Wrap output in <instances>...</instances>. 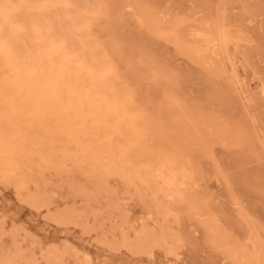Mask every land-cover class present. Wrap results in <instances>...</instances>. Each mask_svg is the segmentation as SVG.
<instances>
[{"label": "bare ground", "instance_id": "bare-ground-1", "mask_svg": "<svg viewBox=\"0 0 264 264\" xmlns=\"http://www.w3.org/2000/svg\"><path fill=\"white\" fill-rule=\"evenodd\" d=\"M146 1L12 0L9 11H0V47L6 51V55H0V177L8 182V185L11 183L15 186L18 195L22 198L21 201L23 200L27 205L29 204L37 210L43 209L45 213L47 211V217L54 224L61 226L73 224V226H82L86 231H89L95 228V226L89 225L91 224L89 223L90 215H93L94 217L92 216L91 219H94V222H97V227L104 231L102 235L100 234V238L98 237L100 243L113 249L124 247L131 252V255L153 256L154 249L161 248L166 255L174 256L176 261L180 259L183 255H180L179 249L182 250L181 246L184 245V241L190 238L188 234L177 230L174 225L180 223L182 215L180 213L186 210L201 221L203 228L207 230L208 240L223 248L225 260L229 259L232 262L230 264H264V241H262L264 238L260 239L253 224H249L252 230L246 234V239H239L235 235L236 233L232 234L226 230L210 206L207 205V196L203 193L212 188L209 186L211 189H207V187L204 192L198 190V187L201 188L198 186L201 183L200 181L198 183L201 155H210L216 142L238 144L243 150L248 149V152L251 151L249 153L252 154L259 150L258 148L256 150L255 145L253 146L257 140L253 141L254 138L252 135L250 137L248 128L244 124L231 122L221 115L218 116L213 111L215 110L214 104L212 106L214 109L211 110L205 109L203 105H191L186 100L179 99L176 91L172 88V83H175L174 73L162 65L156 64L154 60L152 62V59L153 64L149 63L147 60L150 56L145 59L147 62L139 61L140 63L136 65V53L131 51L130 56L126 55L129 65L135 63V69L139 68L140 71L145 66L148 68L146 73H143V70L141 72L146 74L149 79L166 87L165 100L160 104L150 107L149 102L139 100L137 90L141 86H138L139 88L134 91L126 78L127 76L125 77L119 70L114 58L116 52L120 54L123 51V37L114 36V39L110 40L111 38L105 37L106 34H99L96 27L101 25L105 33L111 32L113 28L116 29L115 24L123 17L125 13L123 11L131 9L144 29L155 33L158 37H165L173 42L178 50L204 65L208 70L206 77L208 83L212 82L213 75L224 77L227 72L226 65L230 63L232 69L228 75L229 84L238 88L242 94L248 97L253 87L244 77L245 75L239 72L238 61L235 60L237 58L230 53L231 45L238 49L243 38L239 33L232 32L228 28L233 19L228 26L230 20L227 21L229 16L225 15V11L220 10L221 12H217L215 15L211 14L212 16L198 21L197 24L184 25V17L167 16L163 12L164 9L151 5L153 2L150 4ZM217 1L216 3L219 2ZM229 2L231 3L228 1V4ZM223 7L221 9L224 10ZM251 22L252 20L249 21V23ZM260 23L263 22L260 21ZM259 30L261 29L259 28ZM114 32H111V37ZM122 32L125 31L122 30ZM150 35L153 34L150 33ZM250 38L248 37L251 42ZM263 48L262 50H264ZM141 52L144 54L146 50ZM128 70L127 73H130ZM134 70L133 73H138ZM137 79L135 80L137 81ZM262 79L263 77H261ZM256 84L255 86H257ZM141 85L143 86V83ZM258 86H260L258 88H260L261 95H264V81ZM215 88L214 97L221 100L231 92L222 91L216 86ZM141 92L143 93V91ZM245 100L247 101V99ZM245 100L242 99L243 102ZM252 100L251 97L250 101L254 103ZM244 158L247 159L246 156ZM258 165L262 164L258 163ZM216 167L218 168V164ZM239 169L241 170V168ZM201 171L203 172V170ZM252 172L254 173V171ZM258 172L256 173L258 174ZM47 173L61 179L68 178L67 183L75 195L85 198L86 207L64 206L65 208L51 211V206L54 203L53 198L48 188L43 184ZM77 174L81 176L80 180H76ZM204 174L206 173L204 172ZM204 179L206 180V178ZM63 180L65 181V179ZM113 180H118L121 183L122 191L119 187L114 186ZM34 181L36 186L34 189H30V183ZM218 181L220 182V180ZM214 182L216 183V181ZM227 182L230 183V181ZM2 183L4 182L2 181ZM242 184L240 183V185ZM126 193L129 195V199L136 196L139 201L148 200L150 207L148 205L145 207L150 209L149 216L156 220V226H151L147 223L148 220L146 221L148 218L146 215V222H142L139 229L135 228L134 237L129 231L133 229L132 223L135 224V222L131 221L127 206L130 205L127 202L132 199L126 202V198L123 196ZM231 196L233 195L231 194ZM210 197L212 198V195ZM257 197L259 198L258 195ZM99 199L106 203L105 207L100 206L104 208L93 207V203ZM235 203L234 206L237 204ZM104 212L107 213V219L116 218V222L109 230H104L107 229L105 228L106 217L105 219L102 217ZM141 213L145 214L146 212ZM137 218L140 217L137 216ZM128 226L130 228L132 226V228L129 230ZM83 230L82 232H86ZM109 234L113 239L108 238ZM118 234H121L120 239H116ZM204 234L203 237H206ZM13 237L14 245L0 256V264H104L98 259L96 260L98 257H92L87 251L79 250L80 253L72 251V255L68 253V249L62 250L56 246L41 252V257H38L35 253L29 252L17 240L16 234H13ZM6 247L8 248V246ZM184 249L186 248L184 247ZM201 250L204 252L203 249ZM68 255L75 256V261H68ZM174 260L170 258L168 264H173Z\"/></svg>", "mask_w": 264, "mask_h": 264}, {"label": "rangeland", "instance_id": "rangeland-1", "mask_svg": "<svg viewBox=\"0 0 264 264\" xmlns=\"http://www.w3.org/2000/svg\"><path fill=\"white\" fill-rule=\"evenodd\" d=\"M194 1L195 2L197 1V3H194ZM216 1L217 0H148V1H146V3L151 4V2H153L151 5L156 6V7H160L162 10L164 9L163 12L167 16L172 17L175 15H179L181 17H184L185 18L183 20L184 25L197 24L198 21H200L206 17L212 16L211 14L215 15V13H217V12L225 11V15L229 16L228 18L226 17L228 19L227 21L229 22V20H230L229 23L227 22L228 26L232 22L231 19H233V22L230 24V26L228 28L232 32L239 33L241 35V37L243 38V39H241V41L239 43V46L242 49L240 47L238 49H235V47L233 45H231L230 53L233 56H235V58H237L235 60L238 61L239 72L242 75H245L244 77H246V79L248 80L250 85H252V87H253L251 89V94L248 97L245 96V94H242L238 88L229 84L228 75H230V72L232 69L230 63H227V65H226L227 72H226V74H224L225 75L224 77L223 76L215 77L213 75V80H212L213 83L212 82L208 83L206 80V77L208 76V70L204 65L197 62L196 60H194L193 58H191L187 54L178 50L176 45L173 42L166 39L165 37H163V36L158 37V35H156L155 33H152L151 31L144 29V27L141 25V23L139 22L137 17L133 14L131 9H125L123 11V13L125 12L123 17L121 18L120 21H118L115 24L116 29L113 28L111 31V32L115 31L114 35L112 37L110 36L111 32L105 33V30L103 29V27L101 25H98L96 27V30H98L99 34H104V35L106 34L105 37L111 38L110 40L114 39V36L117 38L123 37L122 38V43H123L122 44V46H123L122 53L118 54L116 52L114 54V58L116 60L117 66H118L119 70L122 72V74L125 77L127 76L126 78H127L128 82L130 83V85L132 86V88L134 89V91L137 90L141 86V88H139L137 90V93H138L137 97L139 96L138 98L141 101L149 102L150 107H152L156 104H160L165 100V96H166L165 88L166 87L159 85L158 83L149 79L146 74H143V73H146V70L148 69V68H145V66L143 67L144 69H142L143 71L141 70L143 73L140 71L139 68L135 69V67H136V65H138V63H140L142 61H145V62L148 61L149 63L153 64L152 62L154 60L156 64H159L160 66L162 65V67H165L167 70H171L172 73H174L175 83L174 84L172 83V85H173L172 88L174 89V91H176V95L178 96L179 99L186 100L191 105H193V104H195L196 106L203 105L205 109L213 110L215 108V110H213V111L216 112V114L218 116L221 115V116H223V118L228 119L231 122H240V123L244 124L245 126H247L248 132H249L248 134L250 135V137L252 135V137L254 138L253 141L257 140V142H255V143H257L259 145L258 146L257 144L254 143L253 146L255 145L256 150H257V148L259 150H257L256 152H252V154H251V153H249L251 151L248 152V149L243 150L238 144H233V143L229 144L228 142H224V143L223 142H216L213 145L212 152L210 153V155L209 154L208 155L203 154V155H201L202 158L200 157L203 162L200 161V163H199V166L201 168L199 171L201 173L200 172L198 173V178H199L198 183H200V182L201 183L198 184V186H200L202 189L198 187V190L200 192H202V191L204 192L207 187H208L207 189L212 188L211 190H206L203 194H206V196H207V201H208V202L206 201L207 205L210 206V208L212 209V212L214 213L216 218L220 222H222V225L226 228L227 231H229L232 234L236 233L235 235L237 237H239V239L245 240L246 234L250 233V231L252 230L250 228V225H249L252 223L253 228L255 227L254 228L256 230L255 232L259 233L258 236L260 237V239L261 238L263 239L264 238L263 237L264 236V204H263L264 203V184H263L264 183V171H263L264 170V95L263 94L261 95L260 88H258L260 86H258V84L261 83L262 81H264V61H263L264 60V50H262V48L264 47V34H263L264 33V29H263L264 28V19H263L264 18V3H263L264 1L260 0V3H259V0L258 1L257 0H249V1L248 0H245V1L244 0H241V1L240 0H237V1L236 0H234V1L228 0V1H231V3L229 2V4H228L227 0H225V2H224V0H218L219 1V2L217 1L218 3H216ZM226 2H227V4H226ZM221 5H223L224 7ZM221 7L225 8V9L223 10V9H221ZM237 8H239V9H237ZM185 9H187V10L185 11ZM182 10H183V12H182ZM204 10H206V11H204ZM174 12H175V14H174ZM199 13H200V15H199ZM257 13H258V15H257ZM125 14H127L129 17ZM197 14H198V16H197ZM132 15H133V17H132ZM190 15L192 16V19H191ZM230 15H231V17H230ZM234 15H236V16H234ZM126 16H127V18H126ZM133 18H135V19H133ZM188 18L190 21L188 20ZM242 18H243V20H242ZM249 19L252 20L251 23H249V21H250ZM123 21H125V22H123ZM260 21L263 23L261 24ZM137 22H139L140 24ZM236 22H237V25H236L237 27L235 26ZM241 24H243V25H241ZM129 26H131V27H129ZM238 27H240L241 29ZM121 28L123 31H125L124 33L122 32ZM244 28H246V29H244ZM251 28H252V30H251ZM259 28L261 30H259ZM143 29H144V31H143ZM129 31H131V32L129 33ZM133 31H135V32H133ZM150 33L153 35H150ZM243 33H244V35H242ZM255 33L257 36L255 35ZM121 34L122 35L124 34V35L122 36ZM245 35L247 38L245 37ZM248 37L249 38L251 37L250 38L251 42L249 41ZM145 39H147V40L145 41ZM256 40H257V42H256ZM248 41H249V43H248ZM257 44H260V45H257ZM243 45H244V49H243ZM140 46H143V47L140 48ZM146 46H147V48H146ZM138 47H139V49H138ZM144 47H145V49H144ZM232 47H234V48L232 49ZM142 49H144V50H142ZM145 50L148 54H145L146 53ZM131 51H133V53H136V65H135V63L134 64L132 63L131 64L132 67H131V65H129V60H126L127 59L126 55L130 56ZM141 51L145 52L144 54L146 56ZM137 52L138 53L140 52V53L138 54ZM139 55L141 57L142 56L143 57L141 58ZM149 56H150V58H149ZM252 57H253V59H252ZM148 58L150 61L145 60ZM259 58H260V61H259ZM151 59H152V62H151ZM245 62L247 63V65ZM129 66L133 70L135 69L134 72L137 71L138 73H136V72L133 73V70ZM128 68H129V70L131 69L130 73L128 72L129 74L127 73ZM138 70L140 71L141 74L139 73ZM144 70H145V72H144ZM136 74H137V76L140 75L139 79H137V76H135ZM140 77L143 80H141ZM145 77H146L147 81H146ZM254 77H255V80H253ZM256 77H257V79H256ZM261 77H263L262 80H261ZM135 79H137V81ZM148 79L152 82H148L149 81ZM139 80H141V81H139ZM256 80H257V82H256ZM141 82L143 83V86L141 85L142 84ZM197 84H198V86H196ZM255 84L257 86H255ZM135 85H137V86H135ZM215 86L222 91H224V90L227 92L231 91L230 93H227L225 95V98H224L225 100L224 99L221 100L220 98L214 97V90L216 89ZM198 87H199V89H198ZM234 87H235V90L233 89ZM141 91H143V93ZM144 91H146L145 94H144ZM233 91L234 92L236 91L235 92L236 94ZM237 91H239V92L237 93ZM146 93H147L148 98H147V96H145ZM198 93H200V94H198ZM236 95H238V96H236ZM239 95L241 98L239 97ZM242 96H245V97H242ZM251 97H252V99H253L252 101H254V103L250 101ZM207 98H208V100H207ZM249 98H250V100H249ZM149 99H151V100L149 101ZM242 99H244V100L247 99V101L245 100L243 102ZM197 100L199 103L197 102ZM212 100H214L215 102H213ZM238 101H239V103H238ZM240 101H241V103H240ZM257 101H258V103H256ZM213 104H214V106H213ZM228 104H230V105L228 106ZM248 104H250V105H248ZM209 106H211V107L209 108ZM252 108H253V110H252ZM248 122H249V124H248ZM252 124H254L253 127H252ZM252 133H254V134H252ZM255 137H256V139H255ZM260 146L262 147V149ZM258 151L260 154L258 153ZM253 153H255V154H253ZM245 156L247 157V159L244 158ZM213 157H214V159H213ZM253 158H255L257 160L255 161V159H253ZM226 159H228V160H226ZM254 163H255V165H254ZM258 163H260L262 165L259 166ZM217 164H218V168L216 167ZM241 165H242V167H241ZM239 168H241V170ZM219 169H221V170H219ZM237 169H239L240 171ZM201 170H203V172ZM212 170H214V171H212ZM252 171H254V173ZM258 171H260V172H258ZM204 172L206 174H204ZM256 172H258V174ZM199 174L202 177L204 174V177L203 178L200 177ZM224 175H225V177H224ZM238 175L240 176L239 178H238ZM45 176H46V177H44L45 182L43 184L46 188H48L50 194L52 195V198H53L52 200L54 202L53 205L51 206V209H52L51 211H55V210L60 209V208L71 207V206H76L78 208L86 207L85 202H84L85 198L82 196H79V195H75L73 189L70 187L69 183H67L68 178L67 179H66V177L63 178V179H65V181H64L60 177L52 176L49 173H47ZM79 176H80L79 174L76 175V177H75L76 180L81 179V176L80 177ZM222 176H223V178H222ZM252 176H254L255 178ZM218 177H219V179H218ZM204 178H206V180ZM229 178H231V179H229ZM55 180H56V182H54ZM59 180H60V182H59ZM203 180L205 181V184H203L204 183ZM213 180L216 181V183ZM218 180H220V182ZM2 181L4 183H2ZM227 181H230V183ZM238 181L241 184L242 183H244V184L240 185V183ZM261 181H262V183H261ZM236 182H237V184H236ZM220 183H221V186H220ZM113 184H114V186L119 187V189L121 191L123 190V187H121V185H120L121 183L118 180H113ZM222 184H223V187H222ZM224 185H226V186H224ZM244 185H246V186L243 187ZM251 185H252V187H254V186L255 187L257 186V187L256 188L254 187L252 189ZM35 186H36L35 181L30 183V189H34ZM229 189H231V190H229ZM252 190L255 192V195H254V192H251ZM258 190H260V191H258ZM213 192H216V193H213ZM126 194L123 195L126 198L125 199L126 202H127V200L128 201L131 199L133 200V203H132V200L127 202V204H130V205H127L129 208L130 219L132 222L133 221L135 222V224L131 222L133 224V229H135V228L139 229L140 228L139 225L142 226V224L144 222H146L147 220H148L147 223H149L151 226L152 225L156 226V220L149 216L150 209H148V207H150V202L148 200H145L143 202L141 200L139 201V198L136 196H135V198L130 197L131 199H129V195L127 194V196H126ZM231 194L233 196H231ZM211 195H212L213 199L210 197ZM217 195H219V196H217ZM257 195L259 196V198L257 197ZM242 196H244V197H242ZM253 196H254V198H253ZM208 197H210V198H208ZM221 198L222 199L224 198V199L222 200ZM256 198L262 199V200L258 201V199H256ZM21 199L22 198H21V196L18 195L15 186L11 183L8 185V182L4 181L0 177V234H1L0 235V256L5 251H7L9 248H11L14 245L15 240H13L14 239L13 234H16L17 240L19 242H21L23 244V246L28 249L29 252L35 253L36 255H38V257H41V252L46 251L48 248H51L52 246H56L62 250L68 249V251H69L68 253L72 254V255H73L72 251L75 253L76 252L80 253V251H87L91 254L92 257H94V256H95L94 258L98 257V258H96V260L98 259L99 262L101 261L104 264H159V263L163 264L164 261L166 264H168V260L170 258L173 260L175 259L173 264H225V263L230 264V263H232L229 259L225 260V253L222 252L223 251L222 247L216 246L208 240L207 230L205 228H203L201 221L198 220L195 215L190 214L186 210H183L180 213V214H182L180 217V223H177L178 225L175 224L174 227H176L177 230H180V231L184 232L185 234H188L189 235L188 237L190 239H186L184 241L185 242V243H183L184 245L181 246L182 250L179 249L180 255H183V256H181V258H180L181 260L177 259V261H176V258L174 256H173L174 257L173 258L171 255H166L165 251L161 248H155L154 249V251H155L154 255H153V256H155L154 258H153V256H149L147 254H143V255H140V254L134 255L133 254V255H131V252L127 251V249L124 247L113 249L106 244L100 243V241H99L100 237L99 236H100V234L102 235V233L104 231H103V229L97 227V222L96 221L94 222V219H91L94 217L93 215H90L89 223H91V224H89V225H93V227L95 226V228H92L89 231H86L85 228L82 226L81 227L80 226L76 227L75 225L73 226V224L61 226V225H58L56 223L54 224V222H52V220H50L47 217V215H46L47 211L45 213V210H43V209L37 210L36 208L30 206L29 204L27 205V203L24 202L23 200L21 201ZM60 199H62V200H60ZM235 199H237V201H234ZM99 200H97L96 203H93L94 208H97V209L100 208L101 209V208L105 207L106 203L104 201H102L101 199H99ZM244 200H246V201H244ZM98 201L102 202V203L99 204ZM233 202L234 203L236 202L237 204L235 203L236 205L234 206ZM137 203H138V205H137ZM142 203H144V204H142ZM147 205H148V207H145ZM100 206H104V207H100ZM140 207H141V209H140ZM233 207H234V209H233ZM130 208H132V209H130ZM142 208H143V210H142ZM143 211H144V213L145 212L146 213L145 214L141 213ZM43 214H45V215H43ZM137 214H140V215H137ZM142 214H143V216H141ZM221 214H222V216H221ZM136 215L140 218H137ZM146 215L148 216V218L145 221V218L147 217ZM102 217H104V219L106 217L105 228H107V229H104V230H109L112 227V225L116 222L115 217H114V219H112V218L107 219L108 216H107V213H105V212H104V215H102ZM141 218H143L144 220L142 219V221H141ZM149 218H150V220H149ZM136 219H139L141 222L140 221L138 222ZM152 219L154 222L152 221ZM111 222H113V223L111 224ZM107 225H108V227H107ZM189 227H190V229H189ZM80 228H82V229H80ZM131 228H132V226H131ZM131 228L129 227V230ZM193 228L195 231L191 230ZM83 229L86 232H82ZM133 229H131L129 231V233L131 234L132 237H134L135 236L134 234H136V229L135 230H133ZM92 230H94V231H92ZM204 231L206 232L205 234L203 233ZM195 234L197 235V237ZM203 234L204 235L207 234L206 237L205 236L203 237ZM260 234H262V235H260ZM119 237L121 238V234H118L116 239H120ZM108 238L113 239L111 234L108 235ZM193 238H195V239H193ZM201 238H203L205 240H203V239L201 240ZM201 241H203V242H201ZM262 241H264V239ZM201 243H202V245H201ZM6 246H8V248ZM187 246H188V248H187ZM202 246H204V247H202ZM184 247L186 249H184ZM191 247H194V248H191ZM201 249H203L204 252ZM157 250L159 251V253ZM185 250H187V251H185ZM219 250H221V251H219ZM160 251H163V252H160ZM155 253H157V254H155ZM72 255H68L67 258L69 259L68 261L74 262L75 256H72ZM164 255H165V257H164ZM199 257H200V259H199ZM156 258H158V259H156ZM188 258H189V260H188ZM228 260H229V262H228ZM183 262H185V263H183Z\"/></svg>", "mask_w": 264, "mask_h": 264}, {"label": "clouds", "instance_id": "clouds-1", "mask_svg": "<svg viewBox=\"0 0 264 264\" xmlns=\"http://www.w3.org/2000/svg\"><path fill=\"white\" fill-rule=\"evenodd\" d=\"M10 5H12V0H0V11H9ZM0 55H6L5 49L2 47H0Z\"/></svg>", "mask_w": 264, "mask_h": 264}]
</instances>
